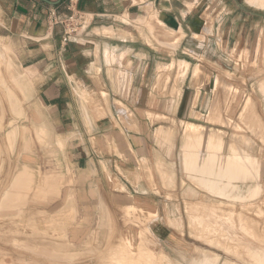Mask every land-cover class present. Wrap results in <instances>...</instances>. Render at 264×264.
<instances>
[{
  "label": "crops",
  "instance_id": "0c3cea01",
  "mask_svg": "<svg viewBox=\"0 0 264 264\" xmlns=\"http://www.w3.org/2000/svg\"><path fill=\"white\" fill-rule=\"evenodd\" d=\"M66 4L67 0H0V39L11 45L17 69L33 87L28 102L37 109L27 116L49 133V149L57 154L54 163H60L65 174L62 180L54 179L48 201L36 206L55 214L73 204L81 214L93 215L100 207L117 211L132 204L147 215L156 214L150 218V230L158 229L160 220L161 228L170 229L166 209L173 196L168 187L173 186V146L161 141L159 145L155 130H171L172 119H190L195 111L181 108L185 88L173 96V74L168 78L161 73L163 65L187 61L182 80L195 84L200 75L193 70L202 65L197 56L205 52L207 38L214 37L219 53L225 50L221 39L226 45L232 39L250 40L249 26L259 28L258 40L264 34V6L253 0H76L89 24L63 43L62 27L52 23L49 11L54 8L58 17H66ZM145 20L155 22L164 34L152 35L142 25ZM239 23L244 26L239 28ZM218 65H202L213 70L215 85L216 70H222ZM160 75L165 77L159 91ZM199 97L200 93L195 101ZM156 118L164 124L151 120ZM37 162L31 157L16 164L13 158L0 160L5 166L0 214L21 212L24 218L30 213L29 180L16 182L13 167L21 174ZM163 198L164 212L161 201L159 205ZM81 227L87 228L85 221ZM69 229L77 227L70 224Z\"/></svg>",
  "mask_w": 264,
  "mask_h": 264
},
{
  "label": "rangeland",
  "instance_id": "374dc122",
  "mask_svg": "<svg viewBox=\"0 0 264 264\" xmlns=\"http://www.w3.org/2000/svg\"><path fill=\"white\" fill-rule=\"evenodd\" d=\"M254 17H259L258 12ZM243 24L239 23V28ZM142 25L152 35L164 34L155 22L145 20ZM250 28L248 41L232 39L226 45L221 39L225 48L221 53L215 50L214 37L207 38L206 50L197 59L207 67L220 64L216 85L213 70L202 65L193 70L200 76L190 86L182 80L187 74V61H171L167 68L163 65L161 73H167L168 78L171 71L173 74V96L178 97L185 88L181 108L195 111L190 119H172L171 130H155L158 142L173 146V186L168 185L173 188V196L168 199L166 210H170L171 219L166 230L160 226L162 220L158 229L150 230L149 223L156 214L147 215L132 204L117 211L100 207L93 215L81 214L73 204L55 214L36 206L48 201L54 179L62 180L65 174L61 164L54 163L57 154L49 149V133L34 126L27 116L29 110L37 109L28 102L33 87L17 69L11 45L0 39V160L13 158L16 164L22 158L39 159L36 167H25L22 175L18 166L13 167L16 182L22 181V176L29 178L30 213L24 218L21 212L0 214V264H264V85H260L264 82V34L257 40L259 28ZM155 39L160 43L159 37ZM161 77L159 91L164 88ZM199 93V101H195ZM121 120L126 124V119ZM151 120L164 124L158 118ZM188 125L195 131L190 132ZM209 136L214 140L210 142ZM188 150L212 152L217 161L233 157L234 166L240 157L239 169H251L245 171V178L234 181L238 189L231 192L233 196H225V192L213 188L219 182L192 179L195 174L183 159ZM246 158L249 161L243 162ZM4 168L0 165V177ZM66 173L70 176L68 168ZM251 173H255L253 177ZM67 182H71L69 178ZM164 200L159 199L162 211ZM83 221L86 229L81 227ZM70 224L77 230H70ZM250 247L254 249L248 254Z\"/></svg>",
  "mask_w": 264,
  "mask_h": 264
},
{
  "label": "bare ground",
  "instance_id": "6f19581e",
  "mask_svg": "<svg viewBox=\"0 0 264 264\" xmlns=\"http://www.w3.org/2000/svg\"><path fill=\"white\" fill-rule=\"evenodd\" d=\"M253 3L254 4H257V5H259V6H264V0H253ZM176 43V42H175ZM2 60H3V54H1L0 55V62H2ZM10 65V64H9ZM195 68V67H194ZM3 89V88H2ZM3 91V90H2ZM4 92V91H3ZM9 96V95H8ZM13 97V96H12ZM15 100H16V98H15ZM13 102V104H14V107L15 108H17V103H16V101H12ZM12 104V103H11ZM12 106V105H11ZM13 110V109H12ZM15 119V118H14ZM186 127H188V130L190 129V132H192V131H195V128H194V126H191V125H188V126H186ZM185 127V129H187ZM8 134V133H7ZM11 134V132H9V137L10 138H12V134ZM195 134V133H194ZM215 136V135H214ZM183 137V136H182ZM210 138L209 139H211L210 140V142L211 141H213L214 140V138H213V136H209ZM184 139V138H183ZM182 139V140H183ZM9 141V140H8ZM10 141H11V139H10ZM182 143V142H181ZM59 144L60 145H62L63 143H62V141L60 140V142H59ZM25 147V146H24ZM187 147H188V145H187ZM231 155H233V154H231ZM219 157V156H218ZM235 157V156H234ZM242 157V156H241ZM232 158V160H233V157H231ZM236 158V157H235ZM240 158V157H239ZM238 158V160H237V166L235 165H233V161L232 160H229V158L226 160L225 158V160L224 159H222V160H220L219 159V161H217V158H216V156L212 153V152H207V153H203V154H199L198 153V151L197 150H195V151H192L191 150V152H190V150H188V152L185 154V156H184V160H185V165H188V167H189V171L191 172V174L193 173V174H195L194 176H193V178L192 179H194V177H195V179H196V181H200V182H202L203 181V179H206V181H208V182H212V181H217V182H219V184H217V185H214V187L213 188H215L216 190H218V191H221V192H225V196H233L232 195V191L234 190V189H238V187H237V185L234 183V181L235 180H237V179H239V178H245L246 176H247V173L245 172V171H247L248 169H246V170H242V169H239V167H238V162H239V160H241V159H239ZM183 160V161H184ZM217 161V162H216ZM234 161H236V160H234ZM245 161H249L248 160V158H246V160H243V162H245ZM242 162V161H241ZM240 162V163H241ZM247 166H248V163L246 164ZM243 166L245 167V165L243 164ZM185 167V166H184ZM243 167V169H245ZM249 167V166H248ZM251 168H249V170H250ZM248 170V171H249ZM256 171V170H255ZM255 171H253V172H255ZM250 172V171H249ZM252 172V171H251ZM252 172V173H253ZM251 173V174H252ZM23 174V173H22ZM21 174V175H22ZM255 174V173H254ZM254 174H252V177H253V175ZM27 177V176H26ZM251 177V176H250ZM256 177H257V175H256ZM256 177H254V178H256ZM22 178H24L23 176H22ZM29 178H27V180H28ZM16 180V179H15ZM22 180V179H21ZM26 180V179H25ZM194 181V180H193ZM23 183V182H22ZM18 184V183H17ZM198 184V183H197ZM11 186H13V185H11ZM15 186V185H14ZM13 186V187H14ZM181 186V185H180ZM12 187V188H13ZM194 187V186H193ZM19 188V187H18ZM15 189H17V188H15ZM236 189V190H237ZM240 190V189H239ZM8 193H10V192H8ZM7 193V194H8ZM15 193V192H14ZM14 193H12V194H14ZM16 194V193H15ZM14 194V195H15ZM200 194V193H199ZM249 194V193H248ZM237 195V194H236ZM236 195H234V196H236ZM10 196V195H9ZM238 196H240L239 194H238ZM237 196V197H238ZM22 203V202H21ZM16 207V206H15ZM128 211V210H127ZM106 217V216H105ZM101 220V219H100ZM104 222V221H103ZM102 223V222H101ZM104 225V224H103ZM9 227V226H8ZM11 228V227H10ZM65 233V232H64ZM63 234V233H62ZM66 237V236H65ZM249 249H250V251H249ZM248 249V254H250L251 253V251L254 249V247H250ZM43 252V251H42ZM41 252V253H42ZM44 252H47L48 253V251L46 250V251H44ZM53 252V251H52ZM50 253V252H49ZM53 253H55L56 255H57V253L56 252H53ZM46 254V253H45ZM72 254V253H71ZM47 255H49V254H47ZM61 256H62V254H61ZM65 257V256H64ZM62 258V257H61ZM69 258V257H68ZM64 259V258H63ZM262 262H264V252H263V257H262ZM185 264V263H184ZM190 264H194V261L193 262H191Z\"/></svg>",
  "mask_w": 264,
  "mask_h": 264
},
{
  "label": "built area",
  "instance_id": "2783aa9c",
  "mask_svg": "<svg viewBox=\"0 0 264 264\" xmlns=\"http://www.w3.org/2000/svg\"><path fill=\"white\" fill-rule=\"evenodd\" d=\"M66 10L68 15L66 17H58L54 8L49 11V16L53 24H59L62 27V42H68L73 36L78 35L85 30L89 19L85 13L81 12L76 7V0H67Z\"/></svg>",
  "mask_w": 264,
  "mask_h": 264
}]
</instances>
